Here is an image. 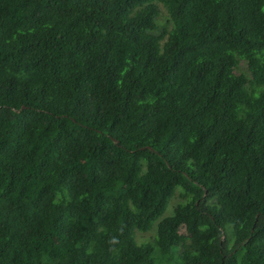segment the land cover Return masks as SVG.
Instances as JSON below:
<instances>
[{"label":"trees","instance_id":"obj_1","mask_svg":"<svg viewBox=\"0 0 264 264\" xmlns=\"http://www.w3.org/2000/svg\"><path fill=\"white\" fill-rule=\"evenodd\" d=\"M160 262L264 264V0H0V264Z\"/></svg>","mask_w":264,"mask_h":264},{"label":"rangeland","instance_id":"obj_2","mask_svg":"<svg viewBox=\"0 0 264 264\" xmlns=\"http://www.w3.org/2000/svg\"><path fill=\"white\" fill-rule=\"evenodd\" d=\"M159 7H160L159 22H160V24H163L162 28L163 29H171L172 24L169 20V14H168L166 7L162 3L159 4ZM181 201H182L181 190L177 189L176 194L170 199L169 205H168V207H167V209H166V211L162 217L167 216V215H171L174 212L176 205L178 203H180ZM158 221H159V219H157L154 222L152 229H150L149 231H139L138 230L136 232V240L138 243H143V242H148V241L154 242V240L156 238V234H157ZM160 264H162V263L160 262ZM165 264H173V263L166 262Z\"/></svg>","mask_w":264,"mask_h":264}]
</instances>
